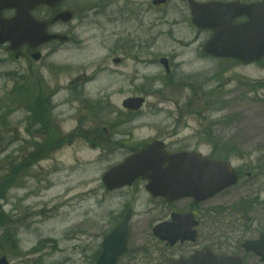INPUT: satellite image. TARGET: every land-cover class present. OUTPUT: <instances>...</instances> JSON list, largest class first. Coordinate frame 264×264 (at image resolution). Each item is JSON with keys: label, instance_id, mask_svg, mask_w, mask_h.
I'll list each match as a JSON object with an SVG mask.
<instances>
[{"label": "rangeland", "instance_id": "rangeland-1", "mask_svg": "<svg viewBox=\"0 0 264 264\" xmlns=\"http://www.w3.org/2000/svg\"><path fill=\"white\" fill-rule=\"evenodd\" d=\"M94 3L97 0L65 1L62 8L75 11L76 18L54 30L68 35L70 42L45 47L39 63L28 57L14 60L5 47L0 49V258L7 256L10 264H94L104 236L128 207L134 210L129 251L118 264H167L203 247L212 236L218 252L231 254L241 242L257 238L264 231V65L201 59L198 42L190 48L184 45L194 41L190 17L171 7L155 11L137 27L132 20L111 25L105 16L88 15ZM171 30L174 38L168 36ZM120 38L139 39L150 51L128 44L136 47L133 54L116 66L113 58H122ZM162 57L173 59L174 81L168 89L155 80L166 78L158 64ZM23 76L42 80L54 95L47 104L49 121H40L25 104L12 101ZM260 83L263 87L257 86ZM34 89L23 82L20 98L35 95ZM133 96L145 97L147 103L127 116L122 103ZM95 102L101 104L92 109ZM44 122L51 127L45 128ZM97 127L102 133L97 143L109 137L120 142L119 148L98 149L78 134ZM52 131L58 146L49 145ZM163 137L170 152L226 154L243 173L238 186L204 205L201 241L173 251L153 239V227L165 216L162 201L153 200L143 185L111 197L101 180L129 155L130 147ZM36 151L39 159L33 155ZM24 158L31 160L29 170L2 191L4 178ZM251 200L257 201L244 211ZM247 260L260 264L255 257Z\"/></svg>", "mask_w": 264, "mask_h": 264}, {"label": "water", "instance_id": "water-1", "mask_svg": "<svg viewBox=\"0 0 264 264\" xmlns=\"http://www.w3.org/2000/svg\"><path fill=\"white\" fill-rule=\"evenodd\" d=\"M62 1L0 0V45L10 42V50L17 51L25 44H30L32 49H36L54 39L65 41L64 37L47 36L48 23H38L30 15V11L38 6L57 7ZM10 9L17 11L16 16L11 20L2 19V12ZM193 16L194 24L208 27L209 20L206 22V17L199 15L196 10ZM70 17L69 13H64L54 21L67 22ZM258 19H260L259 16ZM254 20H256L255 16L251 15L250 44L244 46L245 49L230 41L227 46L220 48L225 50V53H222L216 51L218 46L214 41L208 46L209 50L212 49L210 53L219 57H234L246 62H253L264 57V35L261 36L259 29H255ZM262 32L264 33V30ZM40 57V54L33 56L36 61L40 60ZM163 63L167 64L166 61ZM143 103V99H129L124 106L139 110ZM166 163L168 166L163 168ZM139 177L149 181L147 190L153 197H162L169 202L184 198H193L196 202L206 201L237 183V175L229 163L211 161L196 153L170 156L165 153L164 145L158 142L130 157L122 165L111 169L104 176L103 181L109 190H114L131 185ZM130 219L131 213L129 212L122 223L104 239L103 251L96 264H117L127 252ZM196 225L192 216L174 217L173 223L158 225L154 234L158 239L169 242L170 245L178 241H194L196 234L192 228ZM245 247L247 251L255 252L264 262V235L260 241L248 242ZM0 264L9 263L4 257L0 260ZM175 264H243V262L239 258L214 257L210 252L207 254L198 252L190 260H180Z\"/></svg>", "mask_w": 264, "mask_h": 264}, {"label": "flooded vegetation", "instance_id": "flooded-vegetation-1", "mask_svg": "<svg viewBox=\"0 0 264 264\" xmlns=\"http://www.w3.org/2000/svg\"><path fill=\"white\" fill-rule=\"evenodd\" d=\"M155 0H97V4L94 3L89 7V14L94 15H102L105 16L107 19V22L111 25H119L121 23H127L128 21H133L136 23L137 27L139 22H141L142 27L144 26V23L146 22L145 19L151 15L155 11H162L167 7H171L172 10L179 14V15H185L188 14V16H191V0H165L162 5H155ZM196 3L197 11L201 14H204L206 16L211 17H217L218 19L216 22L219 24L221 28H224L221 32H219L220 38L223 40V43L225 41L226 36L229 37V33H226L228 26L232 27H239L241 25H247L250 21V13L253 12V10H256L257 12H261V6L260 4L264 0H194ZM115 5V6H114ZM259 6V8H257ZM113 7H116V10H111ZM57 11H50V15L48 19L52 18V16ZM76 14H74V17ZM232 16H236L234 19L230 21V18ZM55 27V26H54ZM194 41L184 43L185 46L191 47L193 43L198 42V49H199V56L200 58H203L204 60H212L217 63H224V64H242L239 61L233 60V59H218L211 56H208L205 54V48L208 45V43L215 37L217 34L216 29L211 30H204L199 28H194ZM175 33L171 30L168 34L170 38H174ZM131 37V36H130ZM124 41L123 38H120L118 41V52L122 55L121 61L118 64L119 66H123L127 60L129 59V54H133L134 49L145 48V50L150 51V47L148 43H145L146 46L144 47V43L140 44L139 39L136 38L129 39V41L122 43ZM181 42V41H178ZM127 44L135 45V46H127ZM153 48V47H152ZM131 49V50H129ZM131 51V53H129ZM129 53V54H128ZM259 62H264V59H262ZM258 62V63H259ZM164 140V139H163ZM252 174L248 173L247 177H251ZM146 186L145 182H143L141 179L136 181L134 185L129 189L125 190H133L137 186ZM227 192V191H226ZM121 192H109L108 194L111 195V197H114L116 195H119ZM158 201V200H157ZM162 201L164 205V218L161 222H167L171 221L172 216L174 214H193L195 218L199 221V227L201 226V223L203 219H206L207 217V211L204 210V204L206 203H196L194 200H182L176 203H167L164 200ZM198 227V228H199ZM201 241L200 232L198 230V239L197 242ZM215 238L212 236L210 237V242L206 240V244L203 247L198 246L196 250L200 249H210L215 253H220L215 249L217 246L213 243H215ZM191 243H183V244H177L175 247L170 248L167 244H163L165 250L167 251H173L175 249H181L188 247ZM230 255H238L236 253V250H234ZM190 256V254H189ZM188 255H177V258H188ZM175 257V258H176ZM245 259V258H244ZM250 262L249 260H247ZM173 261H170V264H172Z\"/></svg>", "mask_w": 264, "mask_h": 264}, {"label": "trees", "instance_id": "trees-1", "mask_svg": "<svg viewBox=\"0 0 264 264\" xmlns=\"http://www.w3.org/2000/svg\"><path fill=\"white\" fill-rule=\"evenodd\" d=\"M34 111H33V115H34ZM49 145L51 146V145H56V146H58V142L56 143V141H52V142H49ZM42 152V151H41ZM34 156H35V158L36 159H39V157L41 156V155H39V153H38V151H36V154H33ZM17 164V165H16ZM16 164H14V166L10 169V170H12L11 171V173H10V175H8V176H6L5 178H4V182H3V189H2V191H4L6 188H8L9 186H11V185H13L16 181H17V177H18V175L20 174V173H22V172H24V171H28L29 170V168H30V165H31V160H28L27 158H24L22 161H20V162H18V163H16ZM4 184H5V186H4ZM3 216H4V212H1L0 213V226L2 225V222H1V219L3 218ZM6 236H10V238L12 237L11 236V232H10V235H9V233H7L6 232ZM3 240H4V237H2V240H0V246L1 247H4V242H3ZM9 240H11V239H9ZM8 240V241H9ZM12 242H10L9 244H11Z\"/></svg>", "mask_w": 264, "mask_h": 264}]
</instances>
